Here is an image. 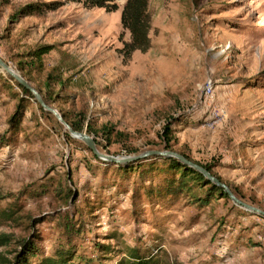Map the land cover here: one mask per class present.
I'll use <instances>...</instances> for the list:
<instances>
[{"label":"rangeland","instance_id":"1","mask_svg":"<svg viewBox=\"0 0 264 264\" xmlns=\"http://www.w3.org/2000/svg\"><path fill=\"white\" fill-rule=\"evenodd\" d=\"M53 2L64 5L13 19L27 5ZM116 3L119 10L107 12L66 0H0V57L16 68L53 46L42 58L45 73L66 83L54 108L71 118L85 112L94 127L127 135L102 154L161 150L159 135L171 123L174 152L212 165L245 202L264 210V0H151L152 46L128 60L121 54L130 42L121 24L126 0ZM4 74L0 69V238H15L1 254L14 259L18 241L33 235L29 217L51 214L55 223L35 230L39 247L49 255L73 248L71 264H117L126 248L145 245L171 264H264V219L232 200L200 206L180 197L150 205L141 198L134 207L138 172L123 178L96 161L35 103L26 104L19 133H9L18 100ZM196 191L204 197L206 188ZM88 197L102 207L84 215ZM18 207L22 219L6 220L5 211ZM59 219L74 220L79 232L63 234Z\"/></svg>","mask_w":264,"mask_h":264},{"label":"trees","instance_id":"2","mask_svg":"<svg viewBox=\"0 0 264 264\" xmlns=\"http://www.w3.org/2000/svg\"><path fill=\"white\" fill-rule=\"evenodd\" d=\"M66 1L73 3H83L84 7L87 9L99 8L104 9L107 12H116L119 10L116 0ZM150 1L151 0H126V3L122 9L121 24L123 29L128 31L130 34V42L126 43L124 48L121 50V54L125 60L130 59L137 51L142 53L147 52L152 46L150 38V30L152 28V16L149 11ZM63 5V2H53L45 6H38L36 4L27 5L15 13L13 19H15V22H17L20 17L43 12V7H47L48 10L54 11ZM52 49L53 46H43L38 48L33 53H30L28 56L29 58H26L25 61H19L16 68H13L6 61L4 62L14 70L18 71L22 77H24V79L40 93L44 102L50 107L54 108L55 104L64 100V97H61L60 94L65 91L66 83L60 74H55L53 71L45 73V66L42 64V58L46 54L50 53ZM0 69L3 70L1 67ZM4 75L7 77L5 78V85H7V92L9 93V96L13 100H18V105L15 109V112L11 116L8 123L9 129L7 131H9V133L13 132L14 135L19 133L25 117V111L27 107L26 104L28 103H35L44 116H52L50 112L44 110L43 107L36 101L31 91L20 85L18 81L11 77L8 73ZM55 84L60 88L58 93H56V90L54 89L56 86ZM2 85L4 86V84ZM33 100L35 101L33 102ZM58 110L66 122L75 131L85 132L94 138L96 147L100 152L109 149V147L115 143H123L125 138H127V135L115 131V128L112 126L103 125L101 128L94 127L93 123L88 119V116H86L85 112L76 114L73 116V118H71V115H68L60 109ZM159 136L163 145L162 149L158 151L174 152L172 146L173 130L171 123H167L163 127V131ZM86 149L93 155L96 161L105 164L106 166H111L110 170L114 169L115 172H118H116L117 175L121 174V177L130 175V173L133 171L138 172L139 178L135 182V188L131 197L134 207H137V204H139L138 200L141 198H146L150 205H154L156 202L161 200L169 201L170 204H172V201H175L180 197H189L191 198V202L200 204V206L209 204L213 198L232 200L223 188L212 183L202 173L189 167L174 157H161L153 155L127 164H115L104 162L103 160L99 159L88 146ZM179 154L184 156L189 161L203 167L212 176L224 183L222 179L213 172L212 165H204L199 162H195L183 152H180ZM160 176L163 177H161L160 180L162 182L156 185L155 180ZM147 182H149L148 185L146 184ZM226 185L231 189L238 199L244 203H247L244 201L243 196L233 191V189L228 184ZM205 188L206 191L204 193V197H200L196 190ZM17 201L18 200L16 199L13 204H19ZM89 201H91V199L88 197L87 202L85 203L87 209H80V213H83L84 215L92 214L94 210H96L95 208L98 209L102 207L101 205L96 207V201H91V203ZM247 204L254 206L253 203ZM236 206L249 211L238 204H236ZM258 209L262 210L261 208ZM20 210V207L12 210H6L5 219L18 223L19 219H22V217L17 215ZM133 213H136L135 208ZM251 213L264 219L263 215L253 212ZM29 218L31 219L30 228L33 230V235L18 241L20 249L17 251L14 259H9L6 255L0 253V264H71L75 258L73 248L59 247L52 255H49L39 247L41 236L35 231L36 228L41 224L52 225L57 219H53L51 214H43L40 217L31 216ZM58 222L63 228V234L69 235L72 232H79L78 228L80 227L75 224L74 220L69 221L64 225H61L60 219ZM14 238V235L1 237L0 248L7 246ZM97 245H99L98 247L101 248V250H109L107 245L96 243V246ZM123 254L124 257H122L117 264H171V262L167 261L159 251H156L155 247L148 245L143 247H128L125 249Z\"/></svg>","mask_w":264,"mask_h":264},{"label":"water","instance_id":"3","mask_svg":"<svg viewBox=\"0 0 264 264\" xmlns=\"http://www.w3.org/2000/svg\"><path fill=\"white\" fill-rule=\"evenodd\" d=\"M0 67L6 71V73H8L10 76H12L15 80L18 81V83L20 85H22L23 87H25L26 89H28L29 91L32 92V94L34 95L36 101L43 107L44 110L50 112L52 115H54V117L65 127L66 130H68V132L70 133V135L74 138L80 139L82 140L92 151L93 153L101 160L106 161V162H111V163H115V164H127L139 159H143V158H147L153 155H157V156H161V157H174L176 159H178L179 161L183 162L184 164L188 165L189 167L197 170L198 172L202 173L209 181H211L212 183L218 185L219 187L223 188L227 194L231 197V199L238 205L242 206L243 208L259 214V215H263L264 216V211L251 206L247 203L242 202L240 199H238L234 193L231 191V189L225 184L222 183L220 180H218L217 178H215L214 176H212L206 169H204L203 167L189 161L188 159H186L184 156H182L179 153L176 152H172V151H165V152H161V151H148L146 153H143L141 155L138 156H134V157H123V158H117L114 156H109V155H105L102 154L100 151H98L97 147H96V143L94 138H92L90 135H88L85 132H79V131H75L64 119V117L60 114V112L53 108L50 107L49 105H47L44 100L42 99V96L40 95V93L33 88L25 79L24 77H22V75L14 70L12 67H10L7 63L4 62V60L0 57Z\"/></svg>","mask_w":264,"mask_h":264},{"label":"bare ground","instance_id":"4","mask_svg":"<svg viewBox=\"0 0 264 264\" xmlns=\"http://www.w3.org/2000/svg\"><path fill=\"white\" fill-rule=\"evenodd\" d=\"M6 72V71H5ZM12 77V76H11Z\"/></svg>","mask_w":264,"mask_h":264},{"label":"crops","instance_id":"5","mask_svg":"<svg viewBox=\"0 0 264 264\" xmlns=\"http://www.w3.org/2000/svg\"><path fill=\"white\" fill-rule=\"evenodd\" d=\"M124 7V6H123Z\"/></svg>","mask_w":264,"mask_h":264}]
</instances>
